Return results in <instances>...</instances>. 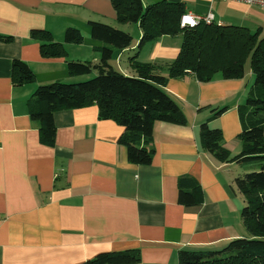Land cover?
Instances as JSON below:
<instances>
[{"label": "crops", "instance_id": "0c3cea01", "mask_svg": "<svg viewBox=\"0 0 264 264\" xmlns=\"http://www.w3.org/2000/svg\"><path fill=\"white\" fill-rule=\"evenodd\" d=\"M141 1L143 7L167 1L182 4L185 12H211L218 25L264 35L261 7L210 0ZM90 22L131 35L132 46L114 51L109 62L129 77L135 76L129 63L133 57L157 64L167 76L166 64L180 50L182 40L176 36L138 48L141 30L119 24L111 0H0V264H80L102 252L126 250L139 253L136 264H177L179 251L217 250L244 236V202L234 180L245 168L219 163L205 152L199 128L207 123L220 129L222 145L232 155L240 152L237 107L253 84L249 66L241 79L215 75L200 83L190 73L169 77L164 90L179 105L185 124H154L151 141L140 143L153 153L148 166L127 161L119 143L123 128L100 119L95 104L54 113L53 144L42 139L28 103L38 86L89 78L69 77L66 66L98 63L102 43L90 37ZM69 28L77 29L82 39L65 42ZM15 60L28 67L31 82L17 83ZM223 107L224 113L212 116L213 109ZM182 178L198 186L194 205L178 202L180 189L192 192Z\"/></svg>", "mask_w": 264, "mask_h": 264}, {"label": "trees", "instance_id": "16d2710c", "mask_svg": "<svg viewBox=\"0 0 264 264\" xmlns=\"http://www.w3.org/2000/svg\"><path fill=\"white\" fill-rule=\"evenodd\" d=\"M111 3L119 24L138 25L142 33L138 48L160 37L180 35L182 41L176 59L166 64L165 76L158 72L157 64L140 63L133 57L129 63L135 76H126L109 62L114 51L132 46L131 35L106 24L90 22V37L102 43L98 63L69 62L66 66L69 77L89 79L38 86L28 103L30 118L38 124L42 139L53 144L54 113L95 104L100 119L113 120L123 128L119 143L126 148L127 161L148 166L153 153L140 143L151 141L154 124H185L179 105L164 90L168 78H181L190 73L200 83L211 81L215 75L224 80L241 79L248 65L253 84L244 103L237 107L241 125L240 152L232 155L222 145L220 129L210 128L207 123L199 128L203 150L219 163L258 166L257 171L243 173L234 180L235 189L244 202L240 218L245 235L217 250L179 251L177 264H264V35L261 30L251 33L243 27L214 22L180 28V19L185 13L182 4L161 1L143 7L141 0H111ZM81 39V33L74 28H69L64 36L68 43ZM12 66L13 71H20L17 83L32 81V73L24 63L15 60ZM92 73L95 75L91 76ZM225 111V107L213 109L212 116L219 117ZM182 182L189 184L192 192L180 189L178 202L185 206L196 204V182L190 178H182ZM139 261L137 251L126 250L102 252L80 264H136Z\"/></svg>", "mask_w": 264, "mask_h": 264}, {"label": "built area", "instance_id": "2783aa9c", "mask_svg": "<svg viewBox=\"0 0 264 264\" xmlns=\"http://www.w3.org/2000/svg\"><path fill=\"white\" fill-rule=\"evenodd\" d=\"M218 2H238L249 6H257L264 8V0H210ZM214 22L213 15L208 12L205 15L196 14L192 12H185L180 19V28H193L200 23L211 24Z\"/></svg>", "mask_w": 264, "mask_h": 264}, {"label": "rangeland", "instance_id": "374dc122", "mask_svg": "<svg viewBox=\"0 0 264 264\" xmlns=\"http://www.w3.org/2000/svg\"><path fill=\"white\" fill-rule=\"evenodd\" d=\"M176 38L180 40L181 36L180 35H177ZM247 66L248 65H246V69L248 68ZM93 75H95V73H93ZM87 79H89V78H86L85 80H87ZM209 127L212 128L211 126H209ZM238 166H239L238 168H240V169L245 168V172L244 173H247V172H250V171H253V170L254 171H257V169H258V166L255 165L254 163H248V164L246 163V164L238 165Z\"/></svg>", "mask_w": 264, "mask_h": 264}]
</instances>
